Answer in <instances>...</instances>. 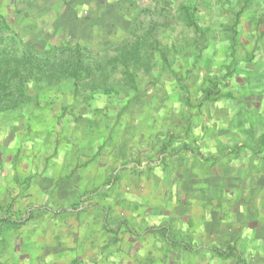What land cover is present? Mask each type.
<instances>
[{
  "label": "rangeland",
  "instance_id": "rangeland-1",
  "mask_svg": "<svg viewBox=\"0 0 264 264\" xmlns=\"http://www.w3.org/2000/svg\"><path fill=\"white\" fill-rule=\"evenodd\" d=\"M196 1L37 0L28 30L0 14V264L2 235L95 184L113 198L122 169L264 151V63L198 24Z\"/></svg>",
  "mask_w": 264,
  "mask_h": 264
},
{
  "label": "crops",
  "instance_id": "crops-1",
  "mask_svg": "<svg viewBox=\"0 0 264 264\" xmlns=\"http://www.w3.org/2000/svg\"><path fill=\"white\" fill-rule=\"evenodd\" d=\"M196 3L198 24L226 25L221 44L247 48L251 63H264V0ZM27 7L36 19L25 17ZM43 8L37 0H0V14L16 10L23 30L45 17ZM244 155L189 151L171 167L122 169L113 198L98 202L95 184L83 201L62 206L76 213L52 225L29 219L2 235V264H264V151L253 161Z\"/></svg>",
  "mask_w": 264,
  "mask_h": 264
}]
</instances>
